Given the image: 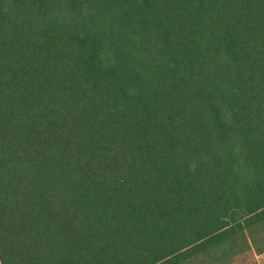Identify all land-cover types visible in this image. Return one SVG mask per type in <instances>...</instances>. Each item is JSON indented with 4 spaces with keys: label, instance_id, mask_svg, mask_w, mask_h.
Instances as JSON below:
<instances>
[{
    "label": "trees",
    "instance_id": "trees-1",
    "mask_svg": "<svg viewBox=\"0 0 264 264\" xmlns=\"http://www.w3.org/2000/svg\"><path fill=\"white\" fill-rule=\"evenodd\" d=\"M0 264H264V0H0Z\"/></svg>",
    "mask_w": 264,
    "mask_h": 264
}]
</instances>
